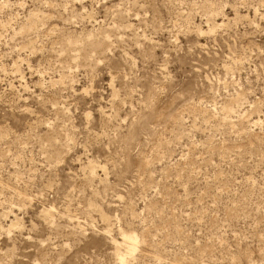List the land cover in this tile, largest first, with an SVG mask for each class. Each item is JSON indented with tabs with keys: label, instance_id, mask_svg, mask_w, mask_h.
<instances>
[{
	"label": "rangeland",
	"instance_id": "374dc122",
	"mask_svg": "<svg viewBox=\"0 0 264 264\" xmlns=\"http://www.w3.org/2000/svg\"><path fill=\"white\" fill-rule=\"evenodd\" d=\"M118 250L264 264V0H0V264Z\"/></svg>",
	"mask_w": 264,
	"mask_h": 264
},
{
	"label": "bare ground",
	"instance_id": "6f19581e",
	"mask_svg": "<svg viewBox=\"0 0 264 264\" xmlns=\"http://www.w3.org/2000/svg\"><path fill=\"white\" fill-rule=\"evenodd\" d=\"M120 234L122 236L123 241H126L128 244L127 250L133 251L136 247V244L138 242V238L134 232H126L124 230L119 229ZM117 255L120 259L121 264H128L126 261L125 254L121 253L119 250L117 252Z\"/></svg>",
	"mask_w": 264,
	"mask_h": 264
}]
</instances>
